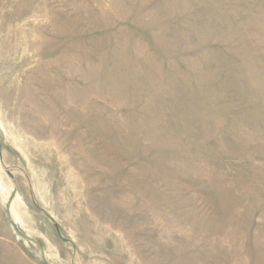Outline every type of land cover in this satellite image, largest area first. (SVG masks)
<instances>
[{
    "label": "rangeland",
    "instance_id": "rangeland-1",
    "mask_svg": "<svg viewBox=\"0 0 264 264\" xmlns=\"http://www.w3.org/2000/svg\"><path fill=\"white\" fill-rule=\"evenodd\" d=\"M0 264H264V0H0Z\"/></svg>",
    "mask_w": 264,
    "mask_h": 264
}]
</instances>
